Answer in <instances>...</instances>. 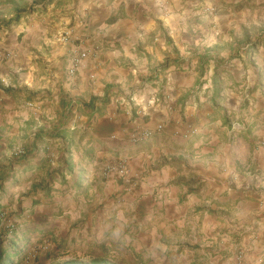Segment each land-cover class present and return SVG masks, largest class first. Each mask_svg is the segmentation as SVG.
Listing matches in <instances>:
<instances>
[{
	"label": "crops",
	"instance_id": "crops-1",
	"mask_svg": "<svg viewBox=\"0 0 264 264\" xmlns=\"http://www.w3.org/2000/svg\"><path fill=\"white\" fill-rule=\"evenodd\" d=\"M83 2L77 1L82 10ZM243 2L253 9L255 20L264 16V0H195L188 4L194 6L188 14L181 11L180 0H87L85 25L73 22L70 30L63 29L70 37L67 43H52L41 51V63L48 69L47 81L67 89L59 95V106L67 99L66 94L71 98L69 113L63 108L64 112L51 123L53 128H61L60 119L68 114L70 124H75L70 129L80 133L86 147L114 155L138 151L143 154L130 165L131 174L140 175V184L134 191L124 188L127 191L123 199L135 198L139 210L159 208V224L137 225L140 232L155 229L157 243L164 229L178 225L179 217L189 207L218 212L216 217L220 220L214 219V227L219 229L229 226L224 216L229 218L231 213L229 223L235 227L230 230L232 241L245 232L244 223L264 215V202L243 190L246 186L264 189V31L259 26L250 35L244 33L245 40L253 44L241 46L240 57L234 58L237 41L228 27L230 23L206 10L213 6L239 8ZM33 13L40 15L36 8L20 20ZM180 20H189L186 36L182 41L174 38L172 46L170 41L178 37ZM19 25L20 22L2 27L0 32ZM218 37L229 38L226 55L218 53ZM27 48L29 68L33 69L36 60L31 61V54L35 49L29 45ZM74 51H85L86 56L68 82L66 69ZM206 54L214 58L201 67L202 55ZM163 59L167 67L155 69ZM217 64L225 68L218 67L214 74ZM1 70L2 66V76ZM31 74L21 72L11 84H19L20 92H27L26 98L33 94ZM197 85L201 88L191 93ZM13 94V103L18 107L22 98ZM3 108L0 102V115ZM159 123L163 129L142 143L122 140L136 128H154ZM1 125L0 117V128ZM187 125L197 128V132L184 139L176 132L181 133ZM21 126L15 128L19 136V132L26 133L28 129ZM29 136L33 140L37 134L28 133L26 139ZM43 136L38 137L37 143L45 142ZM71 163L73 168L74 161ZM20 164L30 166L25 161L16 165ZM38 165L29 168L37 169ZM75 170L76 167L71 169ZM12 171L21 175V181L24 169L17 171L12 166ZM59 188H63L61 182ZM171 211L175 212L172 217L168 214ZM113 224L100 237L106 232L111 235ZM125 236L121 234L119 241L124 243ZM214 237L220 251L214 257L221 261L215 264H224L227 244L222 242L226 239L219 232Z\"/></svg>",
	"mask_w": 264,
	"mask_h": 264
},
{
	"label": "rangeland",
	"instance_id": "rangeland-1",
	"mask_svg": "<svg viewBox=\"0 0 264 264\" xmlns=\"http://www.w3.org/2000/svg\"><path fill=\"white\" fill-rule=\"evenodd\" d=\"M27 1L30 3V0ZM77 1L54 0L47 6L44 13L40 15L33 13L20 20L19 26L2 29L0 32V66L3 68L2 76L0 75V102L4 104L0 115L2 121L0 167H4V172L8 171L9 175L11 170L8 169L12 166L17 171L24 169L21 181L9 187L0 202L2 205L0 232L7 230L13 224L23 230L36 227L54 229L52 234L45 237L36 236L37 233L33 231L31 234H25L21 259L19 263L15 264H58L68 259L86 263L90 260L87 243L91 239L100 240L103 231L109 229L111 222L114 223V226L107 245L114 246L116 239H120L121 234H125L124 243L120 240L121 242L115 247L114 253L117 255V251L119 253L126 252L124 258L128 264H215L221 262L219 258L216 260L214 257L215 254L220 253L219 246L215 244L214 234L216 232L226 239V242H222L227 244L224 255L227 260H223L224 264H264V215L258 216L252 223H244L245 232L238 235L240 238L236 241H232L229 238L230 230L233 231L235 227L229 223V218L232 217L231 213H228L229 218L224 216L226 224L229 226L219 229L214 227V219L220 220L219 217L218 219L216 217L218 212L194 210L195 207H189L179 217L178 225L174 228L168 226L164 229L165 233L157 243L155 229L153 230L151 227V230L142 231V233L137 225L142 222L143 226L152 222L159 224L160 216L158 214L160 212L156 211L159 208L139 210V207L135 206V198L123 199V194L127 191L124 188L134 191L140 184V175L131 174L130 165L143 154L138 151L137 153L126 152L114 155V153L105 150L97 152L86 147L87 144H83L80 133L75 129H70L75 124H70V117H66L68 114H65L63 120L60 119L61 128L58 126L53 128L51 123L60 112H64L63 107L59 106V95L64 94L67 89L60 87L57 82L47 81L45 74L48 73V69L41 63L43 62L41 51L52 43L61 46L67 43L61 41V37L66 34L63 29L70 30L73 22L85 25L88 19L87 7L89 4H86L87 0H84V10H82ZM14 2L16 0L9 4L12 5ZM194 2L195 0H180L181 11H187L185 13L188 14V9L194 7L188 4ZM206 10L211 12L209 13L211 16H220L221 21L230 23L228 27H231L232 33L235 34L232 37L236 38L235 46L237 48L245 46L248 42L245 40L244 33L250 35L251 32H256L259 26L264 28V16L255 20L253 9L244 5V2L243 6L239 8L213 6ZM213 21L215 22V20ZM179 22L180 30L177 31L179 34L178 37L171 38L172 46H174V38L182 41L183 35L186 36L184 32L187 30L185 28H187L189 20H180ZM218 40L221 41L218 53L226 55V41L229 38L218 37ZM28 45L35 49V53L31 54V61L36 60L33 69L29 68ZM164 62L165 59L161 63ZM231 70L233 71V69ZM28 71L32 72L33 82L30 91L33 94L32 97L26 98L27 92L21 93L19 84H16V87L11 84L15 75L21 72L26 74ZM74 75L69 77L67 74L66 80L72 81ZM47 76L49 77V75ZM10 88L15 92L8 91ZM199 88L201 85L192 87L191 93L198 91ZM13 93H16L18 98H22L18 107L13 103L15 101ZM66 97L65 102L71 103V98H68L67 94ZM51 99H53L52 102H50ZM167 99L168 97H166ZM183 103L185 104V101ZM88 122L89 119L85 124ZM22 124L26 125L28 129L26 133L19 132V136L16 134L15 128L20 129ZM188 127L189 125L185 126L183 131ZM55 129H57V133L54 134ZM134 130L122 137L123 142L142 143L160 132H152L146 139L133 143L130 140V134ZM39 132L42 134L38 135ZM28 133L32 136L36 133L41 139H43V135L44 139L47 140L49 137L50 139L45 140L43 144H38V150L32 151L30 149L32 137L29 136L26 139ZM176 133L184 138L181 133ZM21 147L26 150V153L18 155V149ZM68 152L71 154L70 162L74 161L72 170L75 167L76 170L65 171L63 177H61V172H57L56 177L59 180L51 182V188L46 192L33 191L31 188L33 183L43 182L44 179H47L48 172H56L62 167L63 159L68 155ZM22 160L26 162V165L32 167L42 162L47 163L37 169L21 164L16 165L17 161ZM26 177H33V179L27 180ZM61 180L63 181L61 182ZM60 182L62 190L59 188ZM117 186L119 188H116ZM243 190L253 194L259 202H264V189H251L250 186H246ZM161 198L157 197V200H161ZM128 205H131V208ZM168 214L172 217L175 212L171 211ZM146 220L147 222H145ZM213 229L215 233H213ZM0 237L4 241V234H1ZM129 237V248H127L126 242ZM63 241L70 242V247L75 245L77 248L65 249L62 245L65 244ZM83 242L84 244H82ZM145 243L148 246H145ZM94 251L99 252L96 248ZM136 253L140 255V263L135 261Z\"/></svg>",
	"mask_w": 264,
	"mask_h": 264
},
{
	"label": "trees",
	"instance_id": "trees-1",
	"mask_svg": "<svg viewBox=\"0 0 264 264\" xmlns=\"http://www.w3.org/2000/svg\"><path fill=\"white\" fill-rule=\"evenodd\" d=\"M53 1L54 0H33L32 2L29 3L27 0H16V2H14L11 5L9 3L13 2V0H0V14L1 15L5 14V16L0 17V29L2 27H12L14 25H17L20 22V19L22 17L31 13L36 8L40 14L44 13L46 11L47 6L51 4ZM263 31H264V28H263ZM166 39L168 40V37ZM252 44H253L252 42L250 43L247 42L246 45L250 46ZM239 49L240 48H237L234 58L240 57ZM202 56H203L204 62L202 61L203 63L201 64V67L203 66V64L209 62L210 59L214 58L212 54L210 55L206 54L205 56L204 55ZM166 67H167V61H165L164 63H160L159 66L155 67V69L157 68L162 69ZM218 67H222L223 69L225 68L218 64L215 65L214 74L218 70ZM213 85L214 86L217 85L215 80H213ZM60 104H61V107L66 109V111L69 110L70 105H71V103L69 102L67 103L60 102ZM55 133H57L56 129L54 130V134ZM40 134L42 133L39 132L38 135ZM38 137L39 136H36L30 143V146H31L30 149H32V151L38 150L39 148L38 144L39 145L41 144V140L38 143L36 141ZM48 139H50V137ZM25 153H26V150L24 154ZM70 160H71V156H70V153L68 152V155H66L63 159L62 167H60L56 172H53V171L48 172L47 179H44L43 182L40 181L39 183H33L32 185L33 191L36 192L38 190H41V191L46 192L50 190L51 182L57 180V177H56L57 172H61V177H63L65 171H70L72 169ZM17 162H23V161H17ZM46 163L47 162H42L36 167L42 168ZM3 168L4 167L2 168L0 167V202H2L3 200L4 192L9 187H11L13 184L18 183L20 181V176H21V175L17 176L14 171H12V173H10L9 175L8 171L3 172ZM62 181L63 180H61V182ZM1 208H2V205L0 204V213H1ZM40 228L41 227H36L35 229L23 230V229H18L17 226L13 224L7 230L2 231V233L0 232V236L1 234H4L5 236L4 241L0 237V264H15V263L20 262L21 254H22L21 252L24 247L23 245L25 243V234H31V232L33 231L37 233L36 236L45 237L49 234H52L54 230L52 228H49V229H45V228L40 229ZM109 238H110V233L106 232L100 240L91 239L87 243V247L89 248V252H90V260L87 261L86 263L78 262L73 259H68V260L61 261L58 264H128V262L124 258L126 252L119 253V251H117V255L114 253L116 249L115 247L118 246L119 242L121 241H119V239H116V241L114 242V246L111 245L112 247H109L107 245ZM82 244H84V242ZM62 245H63V248L65 249L77 248V246L75 245H72L73 247L72 246L70 247V242H65V244L63 243ZM126 246L127 248H129L128 244ZM95 248L98 249L99 252L94 251ZM134 256L136 258L135 261L140 263L139 253H136Z\"/></svg>",
	"mask_w": 264,
	"mask_h": 264
},
{
	"label": "built area",
	"instance_id": "built-area-1",
	"mask_svg": "<svg viewBox=\"0 0 264 264\" xmlns=\"http://www.w3.org/2000/svg\"><path fill=\"white\" fill-rule=\"evenodd\" d=\"M69 40H70V37L68 34H64L61 37L62 42H68ZM85 56H86L85 51H74L70 54L68 67H67V74L69 77L73 76L75 74V72L77 71V69L80 65L81 60ZM162 129H163V124H160V123L152 129H150V128L136 129L130 134V140L133 143H138V142L146 139L147 137H149L152 132L161 131ZM196 132H197V129L195 127L189 126L188 128H186L181 133V135L184 138H186V137L191 136L192 134H194ZM24 152H25L24 148L21 147L20 149H18L17 154L22 155V154H24Z\"/></svg>",
	"mask_w": 264,
	"mask_h": 264
}]
</instances>
